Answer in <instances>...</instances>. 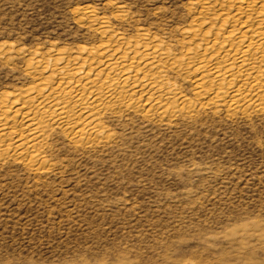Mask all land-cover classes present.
Segmentation results:
<instances>
[{
	"label": "rangeland",
	"instance_id": "rangeland-1",
	"mask_svg": "<svg viewBox=\"0 0 264 264\" xmlns=\"http://www.w3.org/2000/svg\"><path fill=\"white\" fill-rule=\"evenodd\" d=\"M0 264H264V0H0Z\"/></svg>",
	"mask_w": 264,
	"mask_h": 264
}]
</instances>
